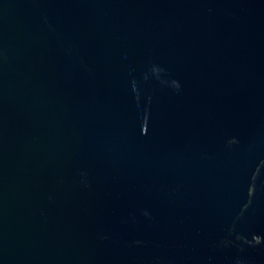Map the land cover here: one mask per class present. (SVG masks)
Wrapping results in <instances>:
<instances>
[{"label": "water", "instance_id": "water-1", "mask_svg": "<svg viewBox=\"0 0 264 264\" xmlns=\"http://www.w3.org/2000/svg\"><path fill=\"white\" fill-rule=\"evenodd\" d=\"M0 264H264V0H0Z\"/></svg>", "mask_w": 264, "mask_h": 264}]
</instances>
